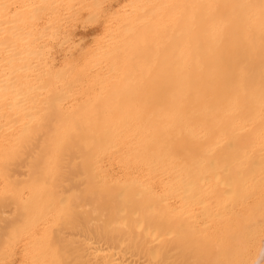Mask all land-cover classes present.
Segmentation results:
<instances>
[{"label": "bare ground", "instance_id": "6f19581e", "mask_svg": "<svg viewBox=\"0 0 264 264\" xmlns=\"http://www.w3.org/2000/svg\"><path fill=\"white\" fill-rule=\"evenodd\" d=\"M0 264H264V0H0Z\"/></svg>", "mask_w": 264, "mask_h": 264}, {"label": "rangeland", "instance_id": "374dc122", "mask_svg": "<svg viewBox=\"0 0 264 264\" xmlns=\"http://www.w3.org/2000/svg\"><path fill=\"white\" fill-rule=\"evenodd\" d=\"M83 25H81V24H77L75 27H74V33H73V36H74V39H78V40H83V38H85L83 41H86L87 39L89 40L91 37H92V35H93V33H95L96 31H97V26L96 25H89L88 26V24L86 25V24H84V23H82ZM81 26H83V27H81ZM86 26V27H85ZM90 27V28H89ZM83 28V29H82ZM95 28V29H94ZM84 29H85V31H84ZM94 30V31H93ZM93 31V32H92ZM77 32V33H76ZM84 33V35H83V33ZM85 34H86V36H85ZM83 38H82V37Z\"/></svg>", "mask_w": 264, "mask_h": 264}]
</instances>
